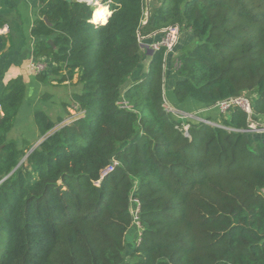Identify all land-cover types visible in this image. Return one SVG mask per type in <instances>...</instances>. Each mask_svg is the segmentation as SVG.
<instances>
[{
    "label": "trees",
    "instance_id": "obj_1",
    "mask_svg": "<svg viewBox=\"0 0 264 264\" xmlns=\"http://www.w3.org/2000/svg\"><path fill=\"white\" fill-rule=\"evenodd\" d=\"M101 3L109 17L95 23V7L82 0H40L32 29L34 59L46 63L37 80L76 79L81 118L57 129L63 119L35 112L40 143L19 148L9 134L23 79L0 99V264H264V159L249 115L234 107L219 127L172 119L164 107L170 55L146 52L140 40L186 28L195 45L177 59L178 102L211 108L251 94L258 124L264 0H162L146 25L145 0ZM151 52L145 79L124 89ZM132 200L141 237L128 256Z\"/></svg>",
    "mask_w": 264,
    "mask_h": 264
},
{
    "label": "crops",
    "instance_id": "obj_2",
    "mask_svg": "<svg viewBox=\"0 0 264 264\" xmlns=\"http://www.w3.org/2000/svg\"><path fill=\"white\" fill-rule=\"evenodd\" d=\"M39 8L40 0H0V28L5 26L8 28V31L0 36V99L5 93L9 82L14 79L22 78L26 88V95L19 111L18 119L15 122L13 131L9 134V140L17 142L19 148L30 145L35 147L39 143V132L33 123L34 113L39 111L45 112L53 120L52 113L54 110L52 106L57 109V105H54V103L58 99L56 94L58 87H55L57 85L53 82V77H50L47 82L42 83L36 78L38 74L32 70L33 63L41 62L36 61L33 56L35 45L40 39H35L32 36V29L39 18ZM160 33L155 32L144 37L142 44H151L160 37ZM182 38L183 36H181L180 41ZM151 57L150 53L146 54L143 60L146 64L143 68V73L140 72L137 75L139 71L137 70L132 77L133 79L136 76L137 80L141 76H144L143 78L146 77ZM168 76H170L171 81L164 91V97L165 102L169 106L177 107L182 113H187V109L190 107H197L199 109V106L202 107L200 110L210 112L209 110H205L207 109L206 106L198 104L193 100L179 103L174 95V86L177 77L173 69ZM131 79L127 82L125 89H128L134 84V82H130ZM64 103H67V100ZM2 116L3 112L0 106V117ZM252 137L253 147H261L260 151L256 150L255 152L264 159V134L259 135L253 133Z\"/></svg>",
    "mask_w": 264,
    "mask_h": 264
},
{
    "label": "rangeland",
    "instance_id": "obj_3",
    "mask_svg": "<svg viewBox=\"0 0 264 264\" xmlns=\"http://www.w3.org/2000/svg\"><path fill=\"white\" fill-rule=\"evenodd\" d=\"M84 1V0H82ZM99 2L101 3V0H99ZM162 0H145V22L147 21L148 15L150 16V14L153 12L154 9L160 7ZM92 6H94L96 8V6L94 4H92ZM106 6V5H105ZM108 8V7H107ZM109 10V8H108ZM110 11V10H109ZM109 17V16H108ZM144 22V23H145ZM155 33V32H154ZM161 35V33H160ZM181 36H183V38L181 39V41L179 42V47L177 48V50L175 49L174 53L171 54V56L167 57L168 60L165 64V89L168 87V84H170L171 78L169 75V73H171V70H175L177 67H179V62H178V57L187 52L188 50H190L195 43L192 40V35L191 33L186 29L183 28L182 29V33ZM193 42V43H192ZM146 48V47H144ZM41 63L46 64L44 61H41ZM172 64V66H171ZM145 62H143L142 66L138 69L139 71L137 72V75L140 74V72L143 73V68L145 67ZM46 66V65H45ZM46 71V69H45ZM44 71V72H45ZM168 72V75H167ZM137 77V76H136ZM134 77L135 79H131L130 82H134L136 83L137 81L139 82V80H144L145 78H143L144 76H141L138 80L137 78ZM77 80L75 79L73 81L72 85H66V86H60V84L55 83L58 87L56 94H57V101H55L54 105H57V109L52 106L53 108V121L57 122L58 119H63V123L61 125H59L57 127V129L61 128L62 126L68 125L70 123H72L73 121L79 119L82 117L81 114H78L75 111V108H73V101H72V97L73 94L76 92H80L81 90V85L76 84ZM130 84V83H129ZM126 86V85H125ZM124 86V89H125ZM168 92V89H167ZM246 97L248 98V100L251 101L252 99V95L251 94H247ZM67 100V103H64V101ZM59 106V107H58ZM164 107L166 109L167 114H169V116L179 122H184V123H198V120L195 119L194 115L197 116V118H201L204 119L205 121L209 122V124H211V126L214 127H219L221 125H219L224 118H226V115H224L223 113L220 112L219 109H216L213 107L211 108H207L205 110H209L210 112H205L204 110H200L202 107L199 106V109L197 107H190L187 110V113H182L181 111H179V109L177 107H173V106H169V104L167 102H164ZM56 109V111H55ZM52 111V110H51ZM207 118V119H206ZM210 119V121L208 120ZM264 124V116L259 117V122L258 125H263ZM256 125V129L252 128L253 131L252 133L255 134H264V130L260 129L257 125V123L253 124ZM252 141H253V137H252ZM40 143V142H39ZM38 145V144H37ZM260 145V144H258ZM253 150H261V147H257L254 146ZM22 163H26V158H24L22 160ZM133 236L131 238L132 243L130 242V238L129 243L127 244V255L129 256V254L132 252L133 248H134V244L139 240L140 235H141V229H139L136 225H133Z\"/></svg>",
    "mask_w": 264,
    "mask_h": 264
},
{
    "label": "built area",
    "instance_id": "obj_4",
    "mask_svg": "<svg viewBox=\"0 0 264 264\" xmlns=\"http://www.w3.org/2000/svg\"><path fill=\"white\" fill-rule=\"evenodd\" d=\"M106 19H104L103 22H105ZM6 31H8V28L6 26L0 28V36L2 34H4ZM181 33H182V31H181V28L179 26L168 27V28L164 29L163 31H161V35L157 40H155L154 42H152L149 45L142 44V47L143 48L146 47L145 48L146 52L147 51L156 52V51H159L161 49H165L166 55H171L172 53H174L176 47L178 46L179 40L181 38ZM140 40H141V43H143L142 42L143 38H140ZM45 69H46L45 64H43L41 62L33 63V65H32V70L36 74L43 73L45 71ZM234 107L241 108L245 113H247L249 115V121L251 123L250 128L256 127V125H253V124H255V122H253L251 119V117L253 115L252 102L250 100H248L246 95H242V96L236 97V98H230L228 100L219 102L214 106V108L219 109L220 112L223 113L224 115L229 114V112ZM194 117H195V119L198 120V122H203V123H206L208 125H211V124H209V122L205 121L204 119L197 118L196 115H194ZM185 130L187 131L188 127H186ZM262 130H264V129H262ZM117 165H118V162L114 160L110 166H108L105 170H103V172L101 173L100 181H102L107 176H109L114 171V169ZM98 183H100V182H98ZM132 202H133V204H132V208H131V213H132L133 218H134V225H136L139 229H141V226L139 223L140 206L138 205L137 200H132ZM140 237H141V235H140Z\"/></svg>",
    "mask_w": 264,
    "mask_h": 264
},
{
    "label": "bare ground",
    "instance_id": "obj_5",
    "mask_svg": "<svg viewBox=\"0 0 264 264\" xmlns=\"http://www.w3.org/2000/svg\"><path fill=\"white\" fill-rule=\"evenodd\" d=\"M88 4H94L96 6L94 12V21L95 23H101L103 19L106 17L108 8L104 6L99 0H86Z\"/></svg>",
    "mask_w": 264,
    "mask_h": 264
},
{
    "label": "water",
    "instance_id": "obj_6",
    "mask_svg": "<svg viewBox=\"0 0 264 264\" xmlns=\"http://www.w3.org/2000/svg\"><path fill=\"white\" fill-rule=\"evenodd\" d=\"M149 17H150V16L148 15L147 21L144 23V25H146V24H147V22H148V20H149ZM107 18H108V17H107ZM106 20H107V19H106ZM106 20H105V21H106ZM49 43L53 45V41H52V40H50V41H49ZM152 54H153V52H151V53H150V55H151V56H152ZM258 127H259L260 129H264V125H259ZM249 131H250V132H252V131H253V129H252V128H250V130H249ZM32 151H33V150H31L30 152H32Z\"/></svg>",
    "mask_w": 264,
    "mask_h": 264
}]
</instances>
